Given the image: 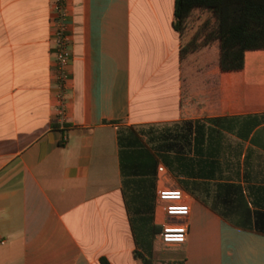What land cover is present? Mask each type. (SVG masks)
I'll list each match as a JSON object with an SVG mask.
<instances>
[{
    "label": "crops",
    "instance_id": "crops-1",
    "mask_svg": "<svg viewBox=\"0 0 264 264\" xmlns=\"http://www.w3.org/2000/svg\"><path fill=\"white\" fill-rule=\"evenodd\" d=\"M51 1L0 0V264H142L135 248L149 264H264V234L240 226L264 212V48L224 71L208 10L179 32L174 0H67L60 120ZM183 120L167 164L140 131ZM147 182L145 227L167 220L157 190L185 194L187 236L168 251L133 230Z\"/></svg>",
    "mask_w": 264,
    "mask_h": 264
},
{
    "label": "trees",
    "instance_id": "trees-1",
    "mask_svg": "<svg viewBox=\"0 0 264 264\" xmlns=\"http://www.w3.org/2000/svg\"><path fill=\"white\" fill-rule=\"evenodd\" d=\"M195 8L212 13L214 23L206 38L218 39L219 65L222 70L241 69L245 50L264 48V0H174L172 26L176 31H183L187 17ZM190 132L191 121L189 120L160 128L149 127L140 131L141 134H147L146 139L151 144V149L157 152L167 164H169L167 153L173 150L176 152L185 150ZM178 140L182 145L178 143ZM149 160L152 161V165H156L157 161L154 157L149 156ZM122 168L124 172V165ZM126 180L128 179L123 180L125 187L128 183ZM134 186H138V183ZM141 188L139 192L141 195L133 196L136 205H133L130 210L133 213V230L136 229L135 234L141 236L147 244L150 237L159 233L160 227L152 225L149 228L147 224L145 227L143 218L151 220L152 217L142 216L140 213L149 210L147 195L150 193V185L147 182ZM136 219L141 222L136 224L134 221ZM241 219L240 226L243 228L254 229L264 234V212L255 211L252 215L247 213L242 215ZM142 249L149 252L147 247L142 246ZM133 255L139 258L142 264H149L148 258L141 250L135 248Z\"/></svg>",
    "mask_w": 264,
    "mask_h": 264
},
{
    "label": "built area",
    "instance_id": "built-area-1",
    "mask_svg": "<svg viewBox=\"0 0 264 264\" xmlns=\"http://www.w3.org/2000/svg\"><path fill=\"white\" fill-rule=\"evenodd\" d=\"M51 43L54 51V79H55V111L62 120L65 113V88L68 78L70 62L69 35L67 34V17L69 8L67 0L51 1ZM159 171L163 167H158ZM158 202L164 204L167 220L161 223L158 235L164 245H178L185 241L187 236V218L189 209L185 194L178 188H163L156 192Z\"/></svg>",
    "mask_w": 264,
    "mask_h": 264
},
{
    "label": "rangeland",
    "instance_id": "rangeland-1",
    "mask_svg": "<svg viewBox=\"0 0 264 264\" xmlns=\"http://www.w3.org/2000/svg\"><path fill=\"white\" fill-rule=\"evenodd\" d=\"M141 14V15H145L147 16L148 18V22H149V19L151 18V14H150V9L148 8V6H140L139 4H135L134 7H133V14H132V17L133 19H135L136 21V18L138 17V15ZM160 245V247H162L163 249H165V251H168V246L169 245H164L163 243L159 244V241L156 239L155 240V247H158ZM157 253H161L160 250L157 248ZM151 256H155V254H151Z\"/></svg>",
    "mask_w": 264,
    "mask_h": 264
}]
</instances>
